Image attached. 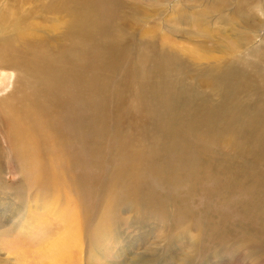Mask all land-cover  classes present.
Segmentation results:
<instances>
[{
	"label": "bare ground",
	"instance_id": "bare-ground-1",
	"mask_svg": "<svg viewBox=\"0 0 264 264\" xmlns=\"http://www.w3.org/2000/svg\"><path fill=\"white\" fill-rule=\"evenodd\" d=\"M27 1L0 10V71L9 73L0 89V134L17 162L16 211L33 193L41 204L50 193L68 197L73 234L81 223L84 241H96H89L96 243L91 257L104 256V241L127 210L135 222L167 226L164 255L186 241L178 248L182 264L234 257L260 264L264 41L263 29L252 31L264 0H209L217 14L201 15L221 25L209 28L207 19L209 32L193 10L178 14L189 39L185 54L157 47L168 42L152 31L137 43L135 28L150 15L138 0H33L29 10ZM69 249L59 243L42 252L55 264Z\"/></svg>",
	"mask_w": 264,
	"mask_h": 264
},
{
	"label": "rangeland",
	"instance_id": "rangeland-1",
	"mask_svg": "<svg viewBox=\"0 0 264 264\" xmlns=\"http://www.w3.org/2000/svg\"><path fill=\"white\" fill-rule=\"evenodd\" d=\"M46 1L48 0H40L39 4H47ZM139 1L149 8L151 16L149 15L148 19L141 21L138 24L137 29L135 28L137 43L142 42L143 39L138 40L140 37L150 39L151 35L149 36L148 33H144L145 30L152 31L155 32V35H157L159 39H161V35L165 36V40L168 42L167 44L164 43V45H157V47L164 46L166 48H171L174 52H181V54H185L182 51V48L188 46L186 42L189 39L184 37L185 34L182 35V33L179 32L180 29L186 26V23H181V21L177 20L175 17H177L178 14L183 13H185L186 17V15L190 14L191 10L196 13V16H191L193 21L198 20V17L205 9L212 11L210 14L211 16L217 14L214 11L217 6L209 3V0H138V2ZM8 2L12 4L10 0H0V10L1 7ZM27 2L29 4L25 3V8L29 10L31 8L30 4L33 0H28ZM121 2L126 1L121 0ZM4 8L5 7H3V10ZM197 10H199V12ZM43 16L55 26L59 24V20L51 21L49 17L47 18L49 15L46 14L42 15V17ZM211 16L209 18H204V16L201 15L203 24L200 30L209 32L207 27L221 26L219 21L217 23L215 17ZM42 17L36 18V23L43 22ZM140 17H142V15ZM207 19L208 23L206 27L204 21ZM254 22L257 23V26L253 29L252 34H259L263 29L261 34L263 35L264 41V16L263 19L256 16ZM44 24L46 25V22ZM57 27L59 28L60 26ZM195 36L196 35H194V39ZM196 39L197 42L199 41L201 44L202 39H199V37ZM159 41L160 40H158V42ZM161 41H163V39H161ZM208 44L210 43L208 42ZM203 52L204 50H202V47L197 49V55ZM8 83L9 73L6 71H0V89H5L6 84L8 85ZM0 152L2 154V158L0 159V169L2 173L1 180L3 181L0 180V264H52L43 255L42 251L43 249H46V247L55 246L59 243L66 244V247L70 248L69 252L72 254L67 255L66 251L58 254L55 259H53L55 264H179L180 261L182 262V260L186 258V255L178 250V248L185 247L187 242L181 241L177 243L179 239L172 243L173 247L170 248L171 252L164 255V247L166 248L168 243L161 239L169 232L164 223H161L158 220H156L157 224H153L151 221L147 220V222L142 223L135 222V218L131 212L127 210L119 213L121 217V225L112 228L113 230L110 229V231L113 232V237L108 241H104L106 243L105 248L107 247L103 251L105 252L104 256H89L90 254L93 255L92 248L96 246V243L91 245L89 241H96L88 240L87 237L84 241V228L81 223L77 224L80 225L82 232L80 229L77 234H73V229L75 228L72 227L71 223L74 207L73 204L68 203V197L50 193L47 195L46 202L41 204V199L36 194H31L33 192L32 190H28V194H31V200L26 203L19 212L16 211V207H19L18 202L21 198L17 199L19 198L17 195L19 188L17 185L14 187V184L20 180V177L17 174L18 169H16V159L13 153L7 148L6 139L1 134ZM8 182H10V184H7ZM6 186H9L11 189ZM30 210H32V212H30ZM25 213V218L21 221L19 217ZM21 222L23 226L18 227V223L20 224ZM29 225H31V227L27 228ZM107 226L109 228L111 227L109 222L104 228ZM179 229H185V227ZM195 232L196 231L194 230L189 232V240ZM114 236L117 237V241H115L116 243L113 239ZM156 247L161 249L162 254L151 257V254H149L147 250ZM79 248L83 250H80ZM88 251H91V253ZM234 263L246 264L238 257H234L233 261H229L225 264ZM196 264H199L197 260ZM260 264H264V255Z\"/></svg>",
	"mask_w": 264,
	"mask_h": 264
}]
</instances>
